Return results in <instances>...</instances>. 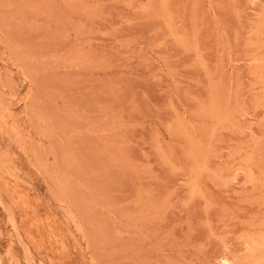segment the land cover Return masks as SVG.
I'll list each match as a JSON object with an SVG mask.
<instances>
[{
	"label": "rangeland",
	"instance_id": "rangeland-1",
	"mask_svg": "<svg viewBox=\"0 0 264 264\" xmlns=\"http://www.w3.org/2000/svg\"><path fill=\"white\" fill-rule=\"evenodd\" d=\"M0 264H264V0H0Z\"/></svg>",
	"mask_w": 264,
	"mask_h": 264
}]
</instances>
